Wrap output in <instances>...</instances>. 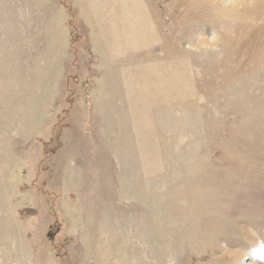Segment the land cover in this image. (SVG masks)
<instances>
[{
  "label": "rangeland",
  "instance_id": "obj_1",
  "mask_svg": "<svg viewBox=\"0 0 264 264\" xmlns=\"http://www.w3.org/2000/svg\"><path fill=\"white\" fill-rule=\"evenodd\" d=\"M0 264H264V0H0Z\"/></svg>",
  "mask_w": 264,
  "mask_h": 264
}]
</instances>
